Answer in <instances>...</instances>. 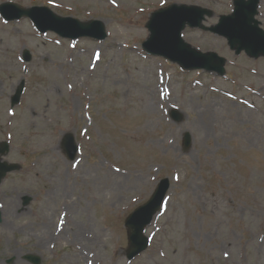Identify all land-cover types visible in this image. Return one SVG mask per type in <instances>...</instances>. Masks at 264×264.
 <instances>
[{
	"label": "rangeland",
	"instance_id": "1",
	"mask_svg": "<svg viewBox=\"0 0 264 264\" xmlns=\"http://www.w3.org/2000/svg\"><path fill=\"white\" fill-rule=\"evenodd\" d=\"M4 2L98 20L107 37L71 41L39 33L29 19L0 16V143L10 145L3 160L21 166L0 183V198L13 194L19 207L14 222L3 225L0 216V264H30L27 254L41 264H264V55H236L226 39L188 27L183 41L225 59L223 76L147 54L141 45L150 14L171 5L204 6L193 0ZM215 6L218 15L231 14L228 0ZM255 19L264 31V2ZM25 50L30 62L23 61ZM46 68L57 71V81L39 102ZM21 82L20 102L11 108ZM160 82L164 118L143 129L149 109L140 111V87L153 91ZM202 123L206 137L197 132ZM65 134L79 147L74 161L62 152ZM162 179L169 189L145 231L149 246L128 261L124 220Z\"/></svg>",
	"mask_w": 264,
	"mask_h": 264
},
{
	"label": "water",
	"instance_id": "2",
	"mask_svg": "<svg viewBox=\"0 0 264 264\" xmlns=\"http://www.w3.org/2000/svg\"><path fill=\"white\" fill-rule=\"evenodd\" d=\"M258 2L259 0L236 1L234 13L231 16L221 17L219 23L209 31L226 38L229 47L235 50L236 54L244 51L253 58L264 55V31L260 29L259 22L255 20ZM204 14L210 15L195 7L175 5L166 10L155 12L147 24L150 36L142 44L143 49L152 56L164 57L176 62L186 70L203 69L222 76L225 63L222 58L215 53L197 52L183 42L181 38V31L185 24L188 23L190 27H199L204 19ZM0 15L6 21L28 18L40 33L50 31L64 39L91 38L103 41L106 38L105 28L100 21L80 22L70 17L62 18L44 7L24 9L12 3H4L0 5ZM23 60L25 62L31 60V56L26 50L23 52ZM22 92L23 83L20 84L11 98L12 107L19 103ZM170 117L175 122H179L181 119L175 110L170 112ZM183 147L185 149L190 147L188 134L183 138ZM62 151L68 160L73 161L75 159L78 147L71 134H66L63 137ZM8 152L9 145L5 142L0 143V182L7 173L20 170L16 164L1 161ZM168 189V180L162 179L150 199L125 219L124 226L127 229L129 244L126 254L127 260L131 261L147 249L149 239L143 235V232L151 224L153 217L160 212ZM29 202V198L24 199L26 205ZM23 259L31 264L41 263L40 259L33 255H25ZM11 263V259L7 260V264Z\"/></svg>",
	"mask_w": 264,
	"mask_h": 264
},
{
	"label": "bare ground",
	"instance_id": "3",
	"mask_svg": "<svg viewBox=\"0 0 264 264\" xmlns=\"http://www.w3.org/2000/svg\"><path fill=\"white\" fill-rule=\"evenodd\" d=\"M0 67H1V64H0ZM15 67L17 68V66H15ZM91 68H93V66L89 67V69H91ZM0 70H1V68H0ZM43 71H44L43 72L44 75H46L45 76L46 77V83L42 87L39 86V88L37 90V93L39 94V96H38L39 102H42V100L46 97V95L53 91L54 84L57 81V79H56L57 71L55 72V70L53 68H46ZM87 71H88V69H86V68L81 69L80 72L74 73V77H75V75L77 76V74L83 75ZM96 72H97V70H96ZM96 77H97V74L95 73L94 78H96ZM74 81L75 80L73 78V82ZM9 84H11V83H9ZM162 85H163V82H160L159 85L156 86L153 91H150L145 86L140 87V92L144 96L143 97L144 102H142V106L140 107V111L143 112L144 107H147V109H149V111L147 112V115H146L147 121H146V124L142 127L143 129H145L147 127L148 128L153 127L154 125H156L158 122H160L164 118L163 116L159 115L160 114V106L162 103L165 102ZM0 88H1V86H0ZM30 103L34 104V98L31 97ZM169 107L170 106L167 104V108H169ZM158 115H159V117H158ZM207 121L208 120H206V122ZM197 132H199V134H201L202 136L206 137L208 134V128L204 123H202V125L198 128ZM246 136L251 137L252 133H248V134H246ZM165 137L169 138L168 135H166ZM60 181H61V178L59 180V184H60ZM67 189H68V187L65 188L61 193L62 200L66 201V202L69 201V196L66 197L67 196V194H66ZM0 204H2V206H4V207L0 208V216L3 218V225L16 221V219H17L16 212H17L19 207L17 204V200L13 198V194H8V195L4 196L3 198H0ZM250 236H253L251 241H253L254 238L256 237V236H254V234L252 232H250ZM259 252H261L264 255V235L262 237H260V239H259Z\"/></svg>",
	"mask_w": 264,
	"mask_h": 264
},
{
	"label": "flooded vegetation",
	"instance_id": "4",
	"mask_svg": "<svg viewBox=\"0 0 264 264\" xmlns=\"http://www.w3.org/2000/svg\"><path fill=\"white\" fill-rule=\"evenodd\" d=\"M193 1L196 2V3H202L204 6H200V5H192V6L201 8L203 10H209L211 12L210 16H208L204 20V22H203V24L201 26L202 29L201 28L200 29L199 28L198 29H194V30L200 31L201 33L206 32L205 29L212 27V25H206L207 20H209L211 18H214V17L219 18L220 16H222V14L218 15V13L214 10V8H216L215 4H217L218 2L223 1V0H193ZM228 1L232 5L235 0H228ZM262 2H264V0L260 1V3H262ZM260 3H259V6H260Z\"/></svg>",
	"mask_w": 264,
	"mask_h": 264
}]
</instances>
